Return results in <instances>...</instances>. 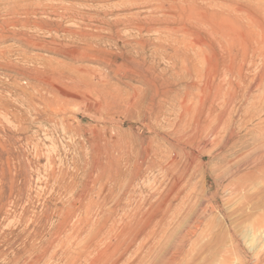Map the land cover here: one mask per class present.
<instances>
[{
  "label": "rangeland",
  "instance_id": "rangeland-1",
  "mask_svg": "<svg viewBox=\"0 0 264 264\" xmlns=\"http://www.w3.org/2000/svg\"><path fill=\"white\" fill-rule=\"evenodd\" d=\"M0 264H264V0H0Z\"/></svg>",
  "mask_w": 264,
  "mask_h": 264
},
{
  "label": "bare ground",
  "instance_id": "bare-ground-1",
  "mask_svg": "<svg viewBox=\"0 0 264 264\" xmlns=\"http://www.w3.org/2000/svg\"><path fill=\"white\" fill-rule=\"evenodd\" d=\"M26 4V3H25ZM159 4V3H158ZM44 7V6H43ZM63 8V7H62ZM8 9V8H7ZM6 9V10H7ZM72 10V9H71ZM9 11V10H8ZM163 12V11H162ZM68 13V12H67ZM164 13H166V12H164ZM20 15V14H19ZM59 18H60V15H59ZM153 18V17H152ZM167 18V17H166ZM10 20V19H9ZM205 21V20H204ZM138 23V22H137ZM184 23V22H183ZM137 27V26H136ZM141 27V26H140ZM148 28V27H147ZM188 28V27H187ZM186 27H183L182 28V37H183V39L182 40H180V41H178V39H176L175 37L173 38V39H171V42H172V45H164L163 47H164V50H166L167 51V49H171L172 51H179L178 49L181 47H179L178 48V44H182L183 45V47H181L182 48V56H184V58L185 59H187V60H189V62L191 61V59H190V49H191V45H189V44H185V41H186V38H187V36H189V35H191L190 33H191V30H188ZM145 29V28H144ZM53 30V29H52ZM168 30V29H167ZM141 31V30H140ZM147 31V30H146ZM108 32V31H107ZM166 32V31H165ZM169 32V31H168ZM218 32V31H217ZM219 32H221V31H219ZM169 33H171V34H174L175 33V28H172V29H170V32ZM66 34V33H65ZM221 34V33H220ZM220 36V35H219ZM226 37V36H225ZM112 39V38H111ZM87 40V39H86ZM124 41V40H123ZM82 42V41H81ZM84 42L86 43L87 41H85L84 40ZM91 42V41H90ZM193 43H195V42H193ZM222 43V42H221ZM226 43V42H225ZM230 44V43H229ZM83 45V44H82ZM98 45V44H97ZM100 45V44H99ZM126 45V44H125ZM80 46V45H79ZM124 46V45H123ZM122 46V47H123ZM162 46V45H161ZM194 46V45H193ZM224 46V45H223ZM98 48V47H97ZM178 48V49H177ZM202 48V47H201ZM111 50V49H110ZM136 50V49H135ZM133 51V50H132ZM160 52V51H159ZM189 52V53H188ZM223 52H224V50H223ZM139 54V53H138ZM150 54V53H149ZM223 54V53H222ZM227 54V53H226ZM154 55V54H153ZM165 55V54H164ZM177 55V54H176ZM210 55V54H209ZM181 56V55H180ZM223 56V55H222ZM227 57V59H228V57L229 56H226ZM69 58V57H68ZM201 59V58H200ZM223 59V58H222ZM231 59V58H230ZM161 60V59H160ZM182 60H183V58H182ZM203 60V59H202ZM236 60V59H235ZM73 61V60H72ZM205 61V60H204ZM225 60H223V63L221 64V68L223 69V70H225V71H228L229 69H231L230 67L232 66L231 65V63L233 62V61H230V63L228 64V63H226V62H224ZM227 62H228V60H226ZM238 61V60H237ZM207 62V61H206ZM205 62V63H206ZM192 63V62H191ZM190 63V64H191ZM204 63V62H203ZM146 65V64H145ZM175 67V66H174ZM204 67V66H203ZM210 67V66H209ZM208 67V68H209ZM233 67V66H232ZM185 68V67H184ZM194 67H192V69H193ZM111 70V69H110ZM114 70H115V68H114ZM188 69H186L185 68V71H187ZM194 70V69H193ZM164 71V70H163ZM183 71V70H182ZM232 71V70H231ZM158 72V71H157ZM177 72V71H176ZM114 73V72H113ZM140 73V72H139ZM187 73H188V71H187ZM165 74V73H164ZM191 74V73H190ZM211 75V74H210ZM130 77V76H129ZM208 77V76H207ZM240 77V76H239ZM128 78V77H127ZM209 78V77H208ZM126 81V80H125ZM175 81V80H174ZM181 81V80H180ZM238 87V86H237ZM240 87V86H239ZM142 90V89H141ZM167 91V90H166ZM202 91V90H201ZM171 92V91H170ZM225 93V92H224ZM131 94V93H130ZM164 94V93H163ZM130 96V95H129ZM137 96V95H136ZM139 98V97H138ZM176 98V97H175ZM174 98V99H175ZM171 100V99H170ZM164 101V100H163ZM137 102V101H136ZM242 102V101H241ZM128 104V103H127ZM152 104V103H151ZM212 104V103H211ZM223 105V104H222ZM227 105H229L228 103H227ZM176 106V105H175ZM196 106V105H195ZM211 108V107H210ZM219 108V107H218ZM144 110V109H143ZM181 111V110H180ZM195 115V114H194ZM146 116V115H145ZM229 117V116H228ZM146 118V117H145ZM192 119H193V117H192ZM199 121V120H198ZM219 123V122H218ZM189 125V124H188ZM216 126V125H215ZM190 127V126H189ZM184 130V129H183ZM209 137V136H208ZM190 141V140H189ZM258 158V157H257ZM142 161V160H141ZM249 174H250V172H249ZM136 178V177H135ZM176 184V183H175ZM177 187V186H176ZM175 191V190H174ZM119 200V199H118ZM190 201V200H189ZM209 206V205H208Z\"/></svg>",
  "mask_w": 264,
  "mask_h": 264
}]
</instances>
